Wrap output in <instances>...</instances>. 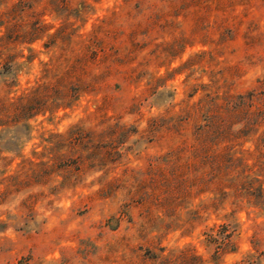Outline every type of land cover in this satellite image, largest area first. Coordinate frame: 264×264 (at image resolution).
Masks as SVG:
<instances>
[{
	"label": "rangeland",
	"instance_id": "rangeland-1",
	"mask_svg": "<svg viewBox=\"0 0 264 264\" xmlns=\"http://www.w3.org/2000/svg\"><path fill=\"white\" fill-rule=\"evenodd\" d=\"M35 26L41 32L29 39L37 40L3 52L15 60L11 70L0 68V97L53 81L95 36L99 55L118 63L96 92L31 120L29 140L0 141L8 173L23 159L38 161L33 153L43 152L51 133L116 124L125 129L116 137L122 157L106 177L140 174L194 130L190 121L181 136L162 128L149 134V120L169 108L177 118L183 102L207 94L223 105L225 129L238 138L217 149L228 171L223 188H193L168 216L148 217L123 188L88 199L104 171L62 188L53 177L33 190L47 195L33 213L20 205L27 193L8 196L0 204V264H264V121L257 114L264 110V0H0V36L13 27L23 37ZM223 238L229 245L217 252Z\"/></svg>",
	"mask_w": 264,
	"mask_h": 264
},
{
	"label": "trees",
	"instance_id": "trees-1",
	"mask_svg": "<svg viewBox=\"0 0 264 264\" xmlns=\"http://www.w3.org/2000/svg\"><path fill=\"white\" fill-rule=\"evenodd\" d=\"M41 29L35 26L20 37L15 36L12 27L7 35L0 36V68L3 73L12 69L15 60V56L3 52L13 44H31L37 38H29L38 35ZM95 38L53 81L38 83L15 97H0V141H4L3 147H18L24 139L29 140L31 120L70 107L82 93L96 92L102 81L115 74L116 69L112 65L118 60L108 54L99 55L94 48ZM94 67L103 70L94 73ZM195 93L189 97L192 98ZM132 109L136 110V104L132 105ZM100 110L98 107L97 113ZM170 112L169 108L165 116L150 119L147 132L155 134L162 128L166 136H181L184 124L192 121L194 130L191 138L184 139L168 153L152 160L147 171L140 174L125 169L121 177H106L122 157L120 146L123 143L117 142L116 137L124 133L125 129L116 124L101 129L77 124L66 133H51L44 140L46 147L43 152L33 153L38 161L23 159L19 168L11 173L7 171L11 162H6L0 149V204L10 195L27 193L20 205L27 213H33L35 204L47 196L43 190L33 192L35 188L45 187L53 177L58 176L62 179L61 188L75 185L88 172L98 171H104V176L99 180V189L88 199L106 198L123 188L129 199L137 202L148 217H152L153 212L168 216L178 201L192 195L193 188L220 191L228 171L223 168L226 159L217 149L221 144L231 143L238 138L236 133L225 129L223 105L217 97L207 94L196 102H183L177 118L171 117ZM257 114L260 118L258 122L264 121V110H258ZM102 118L101 123L104 124V115ZM55 190L52 189V192ZM5 227V224L0 223L1 231ZM228 245V240L223 238L218 243L217 252L224 251ZM165 262L163 260L161 264Z\"/></svg>",
	"mask_w": 264,
	"mask_h": 264
}]
</instances>
